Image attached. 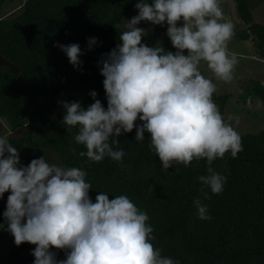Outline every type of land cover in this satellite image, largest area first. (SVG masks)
Returning a JSON list of instances; mask_svg holds the SVG:
<instances>
[{"label":"clouds","instance_id":"obj_1","mask_svg":"<svg viewBox=\"0 0 264 264\" xmlns=\"http://www.w3.org/2000/svg\"><path fill=\"white\" fill-rule=\"evenodd\" d=\"M134 7L138 14L125 22L120 43L101 61L107 109L92 91L94 102L86 109L79 101L63 102L62 124L77 128L74 140L86 149L78 155L93 163L106 157L121 161L125 151L118 147L117 137L135 127L134 139L142 142L148 134L149 148L164 171L205 159L207 175L198 179L219 194L226 176L211 167L213 161L226 153L235 158L243 147L240 135L212 99L216 85L199 66L204 62L219 80L232 79L237 60L229 54L227 42L234 26L224 20L220 0H152L151 4L139 0ZM141 21L166 23L175 54L159 43L153 47L141 43L146 35L137 27ZM179 21L182 26L177 27ZM86 43L92 50L97 39ZM54 47L74 69L82 66L78 44ZM137 119L140 124H134ZM9 135H0V198L10 192L3 217L16 245H35L33 264H180L154 249L148 215L129 197L110 199L99 193L93 200L86 171L49 164L43 156L26 167L20 165ZM204 197L209 198L207 193ZM193 203L199 219H211L207 205L199 199ZM4 227L0 224V229ZM50 247L66 250V259L58 261Z\"/></svg>","mask_w":264,"mask_h":264},{"label":"trees","instance_id":"obj_2","mask_svg":"<svg viewBox=\"0 0 264 264\" xmlns=\"http://www.w3.org/2000/svg\"><path fill=\"white\" fill-rule=\"evenodd\" d=\"M4 1L0 0V5ZM137 2L25 0L16 18L0 20V119L10 128L9 143L33 148L38 159L43 152L33 140L37 133L56 151L63 166L86 171L90 190L112 198L121 194L129 197L147 213V223L153 228L151 243L163 257L180 264H264V131L237 132L243 150L235 158L226 153L213 161L211 167L226 176L223 191L213 194L198 179L207 175L205 159L164 171L149 148L148 134L138 142L134 127L117 137L118 147L125 151L121 161L106 157L93 163L78 155L86 149L74 140L77 128L67 129L62 124L63 102L79 101L86 109L94 102L89 95L92 91L107 109L101 61L120 43L124 22L138 14ZM234 2L246 25L239 36L246 39L252 35L264 60V25L253 21L247 0ZM164 30L166 33V23ZM92 37L97 44L88 50L86 42ZM167 39L162 47L175 54L177 50ZM74 43L83 53L79 57L82 66L75 69L54 47ZM243 93L264 102V85L260 83ZM228 98L215 92L212 96L223 117ZM140 123L139 119L134 122ZM204 193L209 198L205 199ZM196 199L207 205L210 220L198 218ZM49 251L58 261L66 259V250L50 247ZM33 261L34 257L27 264Z\"/></svg>","mask_w":264,"mask_h":264},{"label":"rangeland","instance_id":"obj_3","mask_svg":"<svg viewBox=\"0 0 264 264\" xmlns=\"http://www.w3.org/2000/svg\"><path fill=\"white\" fill-rule=\"evenodd\" d=\"M247 1L253 21L264 25V2L262 0ZM24 2L25 0H5L3 4L0 5V20H12L16 18L22 12ZM220 7L223 11L224 20L230 21L234 26V35L227 42V50L230 55H235L237 63L234 66L232 79L230 81L217 79L204 62H201L199 66L200 71L216 85V94L229 95L224 109L226 122L229 123L236 132L257 134L264 131V102L257 96H247L243 92L256 83L264 85V60L260 59L258 55L252 35H249L246 39H242V37L239 36V33L246 28V25L238 17L234 0H220ZM130 20L131 18L127 19L125 22ZM125 22L122 26L124 30H126ZM180 26H182V21L177 22V27ZM140 28L145 30L146 35L142 37L141 43L146 46L153 47L157 43L162 46L168 42L164 24L153 25L150 22L143 21ZM184 54H187L186 51ZM229 117H231V119H229ZM0 124V135L10 132L9 126L3 119H0ZM9 138L10 135L8 136V139ZM33 140L37 142L43 152V158L49 164L63 166L59 161L56 151L42 140L37 133L33 135ZM13 147L19 154L20 165L26 167L33 159H36V151L33 148L26 145ZM89 194L94 200L98 193L90 190ZM9 195L10 192H5L3 197L0 198V208L6 204ZM109 198L111 199L112 197L109 196ZM5 232L6 225L3 229H0V240L3 239L1 243H12L14 237L8 236L10 233L8 232L9 234H5ZM34 248L35 247L31 244L22 243L17 247L16 251L22 253V255H29ZM13 257L16 260H20L21 258L18 256ZM31 257L33 256H29L28 259ZM24 258L22 260H24ZM25 264H27V261H25Z\"/></svg>","mask_w":264,"mask_h":264},{"label":"crops","instance_id":"obj_4","mask_svg":"<svg viewBox=\"0 0 264 264\" xmlns=\"http://www.w3.org/2000/svg\"><path fill=\"white\" fill-rule=\"evenodd\" d=\"M20 165H18L19 167ZM8 193V192H7ZM7 203V202H6ZM6 204L0 208V224H5V221H4V217H3V212L6 210ZM5 208V209H3ZM2 222V223H1ZM6 228H7V225H6ZM5 234H9L8 231L6 230ZM8 236H12L11 234L8 235ZM3 241V239H1ZM1 240H0V264H25V261H27V263H29L31 261V259L34 257H31L28 259L29 256H32L30 252L29 255H22V253H19L16 251L17 247L19 245H16L15 243H1ZM13 256H18V257H21L20 260H16ZM25 256V258H24ZM24 258V260H22Z\"/></svg>","mask_w":264,"mask_h":264}]
</instances>
